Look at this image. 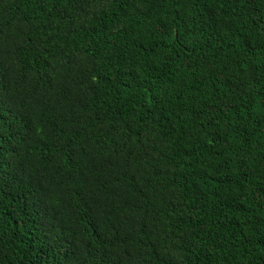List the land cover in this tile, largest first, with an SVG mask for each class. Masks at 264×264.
Returning <instances> with one entry per match:
<instances>
[{
  "label": "trees",
  "instance_id": "16d2710c",
  "mask_svg": "<svg viewBox=\"0 0 264 264\" xmlns=\"http://www.w3.org/2000/svg\"><path fill=\"white\" fill-rule=\"evenodd\" d=\"M0 264H264V0H0Z\"/></svg>",
  "mask_w": 264,
  "mask_h": 264
}]
</instances>
